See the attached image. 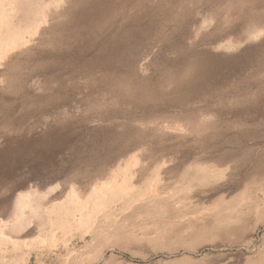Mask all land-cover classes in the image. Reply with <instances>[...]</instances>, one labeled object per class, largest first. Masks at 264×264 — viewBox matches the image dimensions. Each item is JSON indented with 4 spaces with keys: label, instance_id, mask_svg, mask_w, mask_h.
Masks as SVG:
<instances>
[{
    "label": "rangeland",
    "instance_id": "1",
    "mask_svg": "<svg viewBox=\"0 0 264 264\" xmlns=\"http://www.w3.org/2000/svg\"><path fill=\"white\" fill-rule=\"evenodd\" d=\"M0 264H264V0H0Z\"/></svg>",
    "mask_w": 264,
    "mask_h": 264
}]
</instances>
